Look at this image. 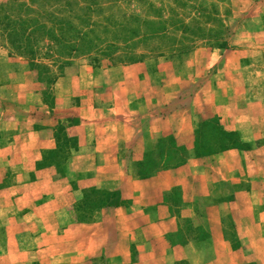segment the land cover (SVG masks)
<instances>
[{
  "label": "crops",
  "instance_id": "obj_1",
  "mask_svg": "<svg viewBox=\"0 0 264 264\" xmlns=\"http://www.w3.org/2000/svg\"><path fill=\"white\" fill-rule=\"evenodd\" d=\"M223 69L228 83L221 95L209 87L204 95L192 91L167 109L135 108L130 98L120 102L126 93L116 92L107 94L106 106L80 100L68 107L62 114L78 118L67 130L76 146L60 174L52 166L36 168L42 152L55 146L56 120L0 112V158L12 172L8 183L2 181L8 172L0 173V264H213L219 261L215 250L241 248H230L228 232L238 243L251 241L244 229L263 228L264 219L258 216L244 228L240 221L264 205V134L258 135L264 133V97L246 88L243 77L229 74L228 63ZM202 106L247 149L189 156L178 167L138 177L135 163L166 136L191 153ZM90 188L117 192L125 204L95 214L89 223L72 221Z\"/></svg>",
  "mask_w": 264,
  "mask_h": 264
},
{
  "label": "trees",
  "instance_id": "obj_2",
  "mask_svg": "<svg viewBox=\"0 0 264 264\" xmlns=\"http://www.w3.org/2000/svg\"><path fill=\"white\" fill-rule=\"evenodd\" d=\"M191 1L196 0H0V39L28 59L31 70L36 73L35 80L45 85L56 77L51 79V73L41 61L48 57L57 58L59 67L78 55L89 56L92 64L99 59L134 64L144 57V53L135 52L137 45L156 57L163 52L173 56L189 52L193 39L204 37L211 49H227V27L221 24L214 3ZM121 3L128 11L119 6ZM165 3L168 7L164 15ZM132 4L141 7L140 13L144 14L139 15L131 8ZM114 8L115 14L111 12ZM179 9L187 12V22L178 18ZM93 13L99 15L97 21L91 20ZM115 15L118 17L112 21ZM199 18L205 20L203 24L210 25L207 30L204 31ZM177 32L181 38L174 36ZM46 91L45 86L44 97ZM77 122V116L67 112L57 118L53 125L55 146L42 152L36 168L52 166L56 172L63 171L66 159L76 146L75 137L67 130ZM192 137L191 153L177 146L171 136L158 140L144 160L135 163L136 175L142 178L158 168L178 167L189 156L201 158L248 147L236 132L224 131L215 115L199 116ZM124 204L117 192L86 189L74 207L76 219L73 221L89 223L95 214ZM231 248H238L235 240Z\"/></svg>",
  "mask_w": 264,
  "mask_h": 264
},
{
  "label": "rangeland",
  "instance_id": "obj_3",
  "mask_svg": "<svg viewBox=\"0 0 264 264\" xmlns=\"http://www.w3.org/2000/svg\"><path fill=\"white\" fill-rule=\"evenodd\" d=\"M199 1L206 2V5L214 3L216 6L221 24L227 27V49H230L228 54H222L223 49H211L208 40L206 41L204 37L192 38L193 43L189 52L173 56L163 52L156 57L146 53L141 45H137L134 47L135 52L144 53V57L134 64L110 63L105 59H99L92 64L89 56L78 55L68 59L67 65L59 67L57 58L48 57L41 61L47 67L48 73H51V79L56 77L45 85L35 80L36 73L31 70L28 59L12 51L0 39V112L14 111L20 116L36 115V112L38 113L36 118L29 117V121L36 120L43 123L46 117L57 120L65 109L77 107L81 101L92 108L106 106L110 104V96L107 94L114 92L117 96L118 93H126L127 96H121L120 102L127 103L125 100L130 98L131 105L135 108L147 105L151 109L162 106L167 109L171 107L172 101L176 103L190 95L188 93L192 91L200 90L204 95L209 87L213 95H221L228 83L226 72H221L226 70L223 67L227 63L228 73L243 77V80H246L245 87L252 89L256 97L262 99L264 83L259 81L264 80V0H196L191 3L197 4ZM119 6L128 11L122 3ZM164 6L165 15L168 4L165 3ZM131 8L139 15L144 14L140 13L143 10L138 5L135 7L132 4ZM115 11L116 8L111 9L114 14ZM186 13L179 9L178 18L187 22L189 16ZM117 17L115 15L112 21ZM98 18V14H91L92 21H97ZM199 19L204 31L207 30L210 25L203 24L205 20ZM211 28L217 29L215 26ZM174 36L182 37L178 32ZM244 66L249 67L242 69ZM211 79L214 81L208 83ZM45 86L47 91L44 97L42 91L45 90ZM140 92H143V99L139 95ZM50 106L52 111H49ZM201 108L202 117H208V114L212 113L208 106ZM26 119L28 120V117ZM2 124L4 122H1ZM263 134L258 133V135ZM5 162L4 157L0 158V173L8 172L5 174L6 178L2 180L8 183L9 174L12 172L4 166ZM60 173V171L56 172V174ZM262 207L260 212L250 210L247 214L250 219L240 221L242 228L251 223L256 224L258 216L264 219V205ZM72 212L73 221L76 219L74 209ZM228 218L227 223L230 221V217ZM244 230L249 231L245 234V240L251 241L237 242L238 248L241 247L238 252H229L224 248L215 250L213 258L217 257L219 261L213 264H264V227L254 229L249 227ZM228 233L229 239L234 241L233 235ZM231 245L232 243L230 248ZM0 247L2 248V245Z\"/></svg>",
  "mask_w": 264,
  "mask_h": 264
}]
</instances>
